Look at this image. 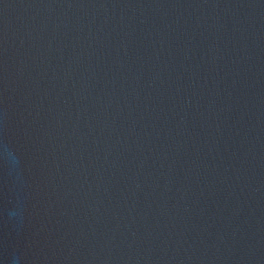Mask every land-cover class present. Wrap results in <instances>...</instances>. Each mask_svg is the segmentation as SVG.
I'll use <instances>...</instances> for the list:
<instances>
[{
    "label": "water",
    "instance_id": "1",
    "mask_svg": "<svg viewBox=\"0 0 264 264\" xmlns=\"http://www.w3.org/2000/svg\"><path fill=\"white\" fill-rule=\"evenodd\" d=\"M0 264H264V0H0Z\"/></svg>",
    "mask_w": 264,
    "mask_h": 264
}]
</instances>
